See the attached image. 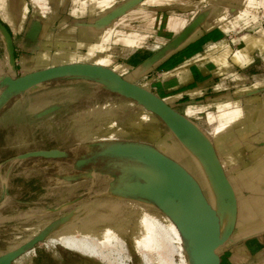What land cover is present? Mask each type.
<instances>
[{
	"label": "crops",
	"instance_id": "obj_1",
	"mask_svg": "<svg viewBox=\"0 0 264 264\" xmlns=\"http://www.w3.org/2000/svg\"><path fill=\"white\" fill-rule=\"evenodd\" d=\"M263 2L42 0L41 5L40 0H0V67L4 71L0 77L19 78L72 63L105 66L124 78L130 76L126 79L133 83L142 86V82L148 83L149 88L144 86L146 89L197 124L208 137L210 135L196 119L207 107L197 105L206 102L213 107L226 99L227 103L222 105L229 110L226 112L229 122L220 130L226 146L220 149L212 137L210 139L219 157L223 155L227 159L240 147L254 153L257 160L253 163L236 165L233 158L235 162L231 166L246 173L243 177L248 180L246 187L252 182L255 187L253 201L261 202L264 197L261 192L264 188V143L260 144L264 142V93L261 94L264 81L253 83L252 79L264 69V24L253 15V11L264 6ZM39 9H48L50 13H39ZM44 40L59 41L62 45L89 43V51L95 48V52L91 60L81 59L91 56L90 52L85 56L77 52L53 55L51 50L41 46ZM114 42L126 44L113 47ZM104 45L103 54L99 47ZM66 48L60 51L65 52ZM72 54L76 60L71 63L38 64L41 56H48L49 61H53L60 55ZM102 56L109 57L112 63L106 66L98 62ZM113 64H117L115 68L111 67ZM20 70L25 73L17 76ZM178 106L186 107V111L181 112L176 108ZM239 112L242 114L239 120L243 118L244 121L234 126ZM211 115L209 117L213 119ZM260 158L263 159L258 162ZM226 174L238 199V221L232 240L218 252L221 264H264V216H259L258 224H255L257 229L241 235V229L249 226L244 223L247 213L250 214L249 206L241 217L240 189L235 188L227 171ZM240 175L237 174V181ZM258 186L262 187L257 189ZM54 243L46 250L38 246L40 251L28 264H94L84 255ZM26 262L22 257L14 264Z\"/></svg>",
	"mask_w": 264,
	"mask_h": 264
},
{
	"label": "rangeland",
	"instance_id": "obj_2",
	"mask_svg": "<svg viewBox=\"0 0 264 264\" xmlns=\"http://www.w3.org/2000/svg\"><path fill=\"white\" fill-rule=\"evenodd\" d=\"M40 2L42 5V0ZM39 11L43 14L49 12L48 9H39ZM253 15L264 24V6L253 11ZM61 43L44 40L41 46H44V49L46 47V50H51L53 55L77 52L85 56L90 52L89 43H64V47ZM151 43L155 44L152 40ZM123 44L126 43L114 42L113 47H122ZM63 48L67 51L61 52ZM104 48L105 45L99 47V50L102 49L103 52ZM19 52L22 54L21 50ZM94 52L95 48H92L91 56L81 59L91 60ZM18 60L20 61V57ZM56 60H63L62 63L65 64L74 62L76 57L73 54L60 55L50 62L54 63ZM103 60L110 61V63L103 62ZM98 62L108 66L112 60L102 56ZM116 65L113 64L111 67L115 68ZM3 72L0 67V74ZM24 73V70H20L17 76ZM120 73L125 75L123 70ZM125 77L131 78L127 75ZM262 81H264V69L259 76L252 79L253 83ZM142 84L149 88L148 83L142 82ZM4 91V88L0 89V97ZM226 103L227 100L223 99L215 103L213 107H209L206 102H200V105H197L207 107L196 118L197 123L207 131L220 149L226 146L220 132L229 122L228 113L226 114L229 110L222 105ZM220 105H222V111ZM176 108L181 112L186 111V107L183 106ZM209 114H212L213 119L209 117ZM241 115L240 112L236 115L238 122L234 126L244 121L243 118L239 120ZM116 142L145 143L158 148L192 173L200 182L207 198L210 199L208 195L212 194L213 188L203 163L187 152L156 115L146 112L136 102L114 94L105 86L95 82L83 80L51 82L13 96L0 111V255L18 249L24 243L42 234H44V239L38 246L44 250L51 248L50 245H53L55 237L60 236L65 228L71 229L78 224L85 226L88 222H97L103 217L106 219L110 204L114 202L139 203L150 214L164 215L157 207L149 203L122 199L113 195L110 192V185L116 179L115 175L83 172L75 165L62 160L20 159V156L29 152L52 149L73 152L78 159L84 154V148L88 146ZM262 143L264 142L260 144ZM165 148L167 151L163 150ZM235 150L236 152L231 154L233 156H228L227 159L223 155L220 157L221 160L222 157L225 160L222 163L228 168L226 171L235 188L240 189L238 192L243 201L241 202V217L246 214L245 208L249 206L250 214L247 213L248 217L244 219V223L249 226L241 229V235L244 236L257 229L255 224H258L259 216H264V188L261 190L263 192L262 201H253L256 196L253 182L246 187L248 180L243 178L246 173L239 170L237 166L231 165L235 160V164L239 165L240 163L251 164L257 159H254V153L247 149L240 147ZM183 155L186 158L182 159ZM191 159L199 165L200 174L197 175L194 169L188 167ZM262 159L260 158L258 162ZM249 172L251 174V171ZM237 174H241L243 179L240 178L237 181ZM260 187L262 186L256 188ZM245 199L253 202L248 204L244 201ZM103 202H108L109 205L100 207L98 204ZM141 222V217L138 218L135 214L129 217L130 229L121 236L125 249H127L124 254L127 253L123 254L124 257L122 256V262L120 261L122 264H143L137 241V237L141 234L139 231ZM38 246L37 254L40 251ZM58 247L61 246L58 245ZM33 255L35 252L32 250L23 256L27 261L26 264ZM87 260L93 261L94 264H107L96 257L87 258Z\"/></svg>",
	"mask_w": 264,
	"mask_h": 264
},
{
	"label": "water",
	"instance_id": "obj_3",
	"mask_svg": "<svg viewBox=\"0 0 264 264\" xmlns=\"http://www.w3.org/2000/svg\"><path fill=\"white\" fill-rule=\"evenodd\" d=\"M61 80H83L105 86L110 92L132 100L152 112L170 129L189 154L200 160L219 201L215 208L200 182L182 164L145 143L116 142L88 146L91 157L82 166L107 159L120 176L110 192L122 199L149 203L177 226L189 264H221L219 250L232 240L238 221V199L216 148L208 135L194 122L141 84L133 83L116 71L101 65L72 63L33 72L19 78L0 77V111L15 95ZM97 152L92 153V149ZM67 152L52 149L26 153L22 160L43 158L60 160ZM124 163H129L124 165ZM44 234L18 249L0 255V264H14L36 249Z\"/></svg>",
	"mask_w": 264,
	"mask_h": 264
},
{
	"label": "bare ground",
	"instance_id": "obj_4",
	"mask_svg": "<svg viewBox=\"0 0 264 264\" xmlns=\"http://www.w3.org/2000/svg\"><path fill=\"white\" fill-rule=\"evenodd\" d=\"M49 60L48 56H41L38 64L47 65L50 63ZM62 62L63 60H56L54 64L59 65ZM103 62L110 63V61L104 60ZM142 108L146 112L152 113L145 107L142 106ZM163 150L167 151L166 148ZM182 157V159L186 158L184 155ZM188 167L194 169L193 171L197 175L200 174L199 165L192 159ZM211 193L208 195L209 201L218 208L219 201L212 191ZM98 205L101 207L109 204L103 202ZM110 205L106 219L103 217L97 222L90 221L85 226L78 224V226L72 227L55 237V241H59L67 249L72 250L71 252L75 251L87 258L96 257L107 264H122L121 260L127 253L124 254L127 249H125V243L121 236L129 231V217L135 214L142 219V231L139 229L141 234L137 237V241L143 264H189L183 238L177 226L168 216L150 214L139 203L135 204L131 201L114 202ZM126 257L128 258V256Z\"/></svg>",
	"mask_w": 264,
	"mask_h": 264
},
{
	"label": "flooded vegetation",
	"instance_id": "obj_5",
	"mask_svg": "<svg viewBox=\"0 0 264 264\" xmlns=\"http://www.w3.org/2000/svg\"><path fill=\"white\" fill-rule=\"evenodd\" d=\"M85 152L83 155H81L78 159L76 158L75 153L73 152H67L68 157L60 159L62 161H65L68 164H73L77 167V169H79L80 171L83 172H88V173H99V174H105V175H115L116 179L113 180V183H115V187L118 185V177L120 176V172H118V170L115 169L113 162L107 160V159H98L96 162L94 163H89V164H85L82 166H78V163L83 160V159H88L90 158L91 155V151L90 149L84 148ZM97 152V148H93L92 149V153ZM124 165H128L129 163H124Z\"/></svg>",
	"mask_w": 264,
	"mask_h": 264
},
{
	"label": "built area",
	"instance_id": "obj_6",
	"mask_svg": "<svg viewBox=\"0 0 264 264\" xmlns=\"http://www.w3.org/2000/svg\"><path fill=\"white\" fill-rule=\"evenodd\" d=\"M33 251H34V252H35V254H36V249H34ZM29 253H30V252H29Z\"/></svg>",
	"mask_w": 264,
	"mask_h": 264
}]
</instances>
